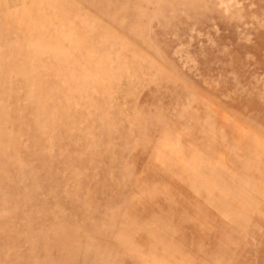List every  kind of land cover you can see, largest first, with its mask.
Listing matches in <instances>:
<instances>
[{
    "label": "rangeland",
    "instance_id": "rangeland-1",
    "mask_svg": "<svg viewBox=\"0 0 264 264\" xmlns=\"http://www.w3.org/2000/svg\"><path fill=\"white\" fill-rule=\"evenodd\" d=\"M0 264H264V0H0Z\"/></svg>",
    "mask_w": 264,
    "mask_h": 264
}]
</instances>
